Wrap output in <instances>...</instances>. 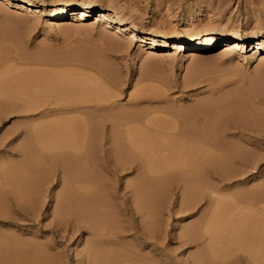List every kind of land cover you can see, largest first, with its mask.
I'll list each match as a JSON object with an SVG mask.
<instances>
[{
	"label": "rangeland",
	"instance_id": "obj_1",
	"mask_svg": "<svg viewBox=\"0 0 264 264\" xmlns=\"http://www.w3.org/2000/svg\"><path fill=\"white\" fill-rule=\"evenodd\" d=\"M26 1L40 9L0 0V264H90L99 239L97 264H197L206 241L185 245L182 234L223 203L209 264H264V48L252 58L249 41L264 37V0ZM80 4L108 10L138 36L99 15L50 17ZM216 31L244 39L187 56L140 42L143 33ZM215 110L222 132L210 154L229 160L240 149L254 161L201 172L213 201L190 209L199 180L188 187L170 175L194 167L198 144L174 149L175 158L163 151L196 128L179 118ZM165 126L181 134L168 140L157 131ZM133 137L151 147H134ZM129 149L134 163L124 165ZM97 220L104 229L95 237Z\"/></svg>",
	"mask_w": 264,
	"mask_h": 264
},
{
	"label": "bare ground",
	"instance_id": "obj_2",
	"mask_svg": "<svg viewBox=\"0 0 264 264\" xmlns=\"http://www.w3.org/2000/svg\"><path fill=\"white\" fill-rule=\"evenodd\" d=\"M5 1L20 2L19 5L21 6V8H20L21 10H25V9L32 10L33 9V10L38 11L40 9V6H36L31 1H26V0H5ZM41 5L44 6V4H41ZM57 6H58L57 4L56 5L54 4L51 7L57 8ZM61 6L62 7H60V5H59V8L56 9L50 15V17L53 18V21H57L58 19H62V18H68V17H70V15L71 16L75 15L76 17L79 16V18H76L77 22H83L87 18L99 15L100 18H103L106 20L107 24L116 25L117 32H130L134 37H137L139 34L137 29L132 28L131 26H129V24L128 25L124 24V22L121 19H119L116 16L109 14L108 10H97V9H94V8L86 5V4L65 5V6L61 5ZM53 21H51V23ZM198 21H200V19ZM57 24H59V22ZM143 35L144 36L141 37L140 42L145 44L143 46L144 48H145V46H149L147 48V51L180 48L182 51H184V56H187L189 54L188 51H193V49L207 48V47L209 48V47H213L214 45L215 46H221V48L228 50L230 48V46L238 47L239 42H242L244 39L240 35L229 36L222 31L205 32V33H202L200 35L187 34L186 36H177V37H169L166 34H157L156 35V34H152V33H143ZM160 40L166 41L165 46H162L160 44ZM249 41H250L251 46H252V50H251L252 58H254L255 56H257L259 54L261 49L264 48V37L259 38V39H253L252 38ZM183 42H187V44L181 45V43H183ZM47 77H48V75H47ZM204 109H206V108L204 107ZM217 110H219V109H217ZM208 112L210 113V111H208ZM212 113H214V111ZM212 113H210L211 115L209 114L211 117H209V115H205L206 113H201V117H200L199 112L194 117H181L182 119L178 117L180 119V121L185 120V124L183 122H181V123H183L181 125V127H183V125L185 126L186 123H187V125H190L188 127H191V123L189 124L188 122L190 120H192V123L195 124V125L192 124L194 126L193 128H195V127L196 128L195 129H192V128L187 129L188 134L185 137V139H182L179 144H175L171 148H166L163 151L165 155H172L174 157V155H175L174 149H178L179 150L178 153H180L182 151V149H185L184 147L186 146L185 144L187 142L192 141L193 143L197 142V144H198L200 151L198 152V154L196 155L195 158H192L191 160L188 159V163L190 161L195 160L194 161L195 162L194 167L180 169L179 172L172 173L170 175L172 177L176 176V177L180 178L181 180L185 181L188 184V187L192 186L191 182L193 184H194V182H196V181L192 180L193 178H196L199 180V182L195 184V185H198L196 187V190L193 192L190 191L188 198H186L187 204L185 206H188V208H190V209H192L194 207L196 208V206L199 204V202L201 201V199L203 197H208V199L213 201V194H214L213 189H211L206 184L205 185L203 184L204 188L200 187V185L202 183L201 178H203L201 172H204L207 169L209 171H212V170H214V168L223 169L226 166L225 162H228L230 159L231 160L239 159L243 162H251V161L253 162L254 161V159L252 160L251 158H249L246 151H242L240 149L233 151L232 156L229 158V160H227L226 157L218 156L214 153L210 154L209 150L218 151V147L215 144L216 142H218V140L216 138L219 137L221 135V132H222V127H221L222 125L221 126L218 125L219 124L218 120H219V117H223V115H218L217 113H219V112L217 111V113H216V110H215L216 115L212 116ZM202 115H204L206 117H203ZM231 117H232V115H231ZM94 119H95V117H94ZM179 119H177V120H179ZM186 119L188 122H186ZM227 119H228V117H227ZM81 121L82 120H80L79 122L81 123ZM180 121H178V122H180ZM78 123H77V125H78L77 126V132H78V130H81L78 128L80 126V124H78ZM177 126H178V124L176 125V128H177ZM80 128H82L81 131H84L82 125L80 126ZM176 128H175V126L174 127L165 126L162 128L160 127L159 130H157V131H158V133H162L169 140L172 136H179L181 134L179 132L175 133V131L177 130ZM81 131H79V132H81ZM79 134H78V136L82 137L81 136L82 134L81 133H79ZM83 136H84V134H83ZM133 138H134V147L142 148L143 144H146V146L148 148L151 147V144L148 143V141H147V143H143V142H140L139 139H137L135 137H133ZM215 139L217 140L216 142H215ZM74 140H76V139H74ZM130 143H132V142H130ZM219 143L220 142H218V145H219ZM80 144L81 143L79 142V144L77 146H81ZM128 147L130 148L132 146L129 145ZM78 148L80 149V147H78ZM226 149H227V147H226ZM129 150H131L133 152V154L132 155H125V157H122L120 160V163H122L124 165H129V164L134 163V150L133 149H129ZM194 150H196V149H194ZM192 151H193V149H192ZM114 152H116V151H114ZM119 153H121V152H119ZM138 157H139V159L144 160L143 159V158H145L144 153L143 152L139 153ZM150 159H152V158H150ZM82 160L86 161V157L85 158L83 157ZM145 160H144V162L146 164L148 163L150 167L154 166L155 162L153 159H152L153 161L152 160L145 161ZM180 160L181 161L186 160V156L181 157ZM115 161H117V160H115ZM174 165L175 164H171L170 167L174 168ZM85 166H87V163ZM185 166H187V165H185ZM154 168H159V167L154 166ZM149 172H151V171L149 170ZM224 204H225V206H227V203H223L222 205H224ZM221 206H219V208H217L218 206L213 207L211 209L210 214H206V215L201 217L202 224H196L195 226L188 228L182 234V240H183L185 245H188V244H191L194 242H199V241H204V242L206 241L205 244H203L202 249L194 256V259L196 260L197 264H209V261L212 259V257L216 253L217 243H214V240H216L217 238H216L215 230H216L218 219H220V215H221L222 211H224V210H222L223 208ZM241 216H243V215H241ZM259 219H261V218H259ZM90 229L93 231V234L95 235V237H98L99 235H101V233H102L101 231H103L104 228H103L101 221L97 220L94 223L92 222ZM259 231L262 235H264V223H261ZM251 233L253 234V232H251ZM262 235L260 237H261V239L263 238V240H264V236H262ZM257 237H259V236H257ZM101 242H103V241L99 239L93 243V245H92L93 254H92L91 259L89 260V262L91 261L90 264H97L99 262H103V251H101V249H100Z\"/></svg>",
	"mask_w": 264,
	"mask_h": 264
}]
</instances>
